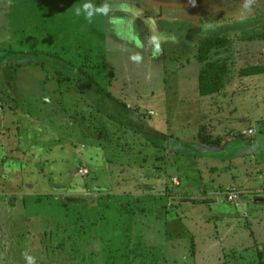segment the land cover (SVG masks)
Wrapping results in <instances>:
<instances>
[{
  "label": "rangeland",
  "instance_id": "obj_1",
  "mask_svg": "<svg viewBox=\"0 0 264 264\" xmlns=\"http://www.w3.org/2000/svg\"><path fill=\"white\" fill-rule=\"evenodd\" d=\"M259 32L264 0H0V264H264V172L229 203L231 177L219 189L193 157L220 122L264 161V75L238 74L264 65V40L245 39ZM217 36L232 72L202 97L197 48ZM36 52L105 73L168 149L112 127ZM111 197L144 211L112 225Z\"/></svg>",
  "mask_w": 264,
  "mask_h": 264
},
{
  "label": "trees",
  "instance_id": "obj_2",
  "mask_svg": "<svg viewBox=\"0 0 264 264\" xmlns=\"http://www.w3.org/2000/svg\"><path fill=\"white\" fill-rule=\"evenodd\" d=\"M246 40H264V32L247 35ZM232 46L231 38L227 36H217L203 39L197 48L196 60L200 65L198 71V93L202 97L213 96L221 93L227 86L232 72V61L229 57L223 55L230 52ZM38 60V65L45 68L47 65L46 57L55 59V72L58 74V82L66 85L68 90H74L82 97L90 98V107L94 109L97 114L102 115L109 124L117 126L120 130L131 131L134 136L139 137L143 146L159 147L163 150L168 149L171 136H167L154 129L152 126L144 122L143 116H137L136 112L128 105L127 102L117 98L110 91L112 88V81L108 84L104 83L105 73H100L95 67L87 66L86 64L78 67L72 66L70 71L59 68L58 56L52 53L36 52L31 54ZM41 59V60H40ZM238 74L241 77H252L257 75H264V65L262 64H248L242 67ZM135 113V115L133 114ZM118 131V130H117ZM201 132L199 139L202 140ZM205 142H211L210 137H204ZM210 139V140H209ZM121 140H117L120 143ZM197 154H193L196 156ZM169 189H167L168 191ZM231 193H227V197ZM118 199L110 198L105 202L109 208L111 224L115 225V219L121 218L128 222V225L134 223L136 217V207L134 204L121 203ZM134 203V202H132ZM123 206H120V205ZM87 208L85 205L78 207ZM105 208V207H104ZM139 212H143L144 208H138ZM105 214L99 215L98 221H102ZM96 221L95 223H97ZM193 243V242H192Z\"/></svg>",
  "mask_w": 264,
  "mask_h": 264
},
{
  "label": "crops",
  "instance_id": "obj_3",
  "mask_svg": "<svg viewBox=\"0 0 264 264\" xmlns=\"http://www.w3.org/2000/svg\"><path fill=\"white\" fill-rule=\"evenodd\" d=\"M1 122L2 119L0 118V125ZM219 124L220 122H217V128L219 129L217 134L215 133V135L212 137L209 136L211 138V142H205V139H202L199 142L201 143L199 145H201L200 147L202 151H198L199 153L193 157L197 159L199 158V161L206 159L208 161L211 160V162L209 163L207 160L204 161V164L202 163V165L205 167V171L207 173H209L208 171L211 172L210 174H212V177L210 181H212L213 184H216L217 186L219 185V189L229 188L228 186H230V184L221 179L222 175H229L231 177V187L229 188V190H236L234 192H238L240 199L245 194V192H243L242 190H245L246 186L250 190L249 192H258L261 187L259 188L255 187V185H251L250 180H252L256 174L261 175L262 172H264V161L258 160L255 152L257 149H259L262 141L256 142L253 140L243 139L242 137H237L236 135L231 136V134L227 133L233 134L235 126H233L234 128H227L228 130L226 128L222 130L221 128H219ZM220 129L222 131H220ZM213 130L215 129L213 128ZM247 135H251L249 134V130L247 132ZM255 142L256 148H254ZM214 177L218 179L217 181L219 182H215L216 180H214ZM220 180L222 181V183H220ZM210 188L211 192L212 187ZM215 194H217L216 191ZM256 203L261 208V204H264L262 195L256 197Z\"/></svg>",
  "mask_w": 264,
  "mask_h": 264
},
{
  "label": "built area",
  "instance_id": "obj_4",
  "mask_svg": "<svg viewBox=\"0 0 264 264\" xmlns=\"http://www.w3.org/2000/svg\"><path fill=\"white\" fill-rule=\"evenodd\" d=\"M249 134H253L252 131L249 132ZM239 194L238 193H231L228 195V202L233 203L239 200Z\"/></svg>",
  "mask_w": 264,
  "mask_h": 264
},
{
  "label": "flooded vegetation",
  "instance_id": "obj_5",
  "mask_svg": "<svg viewBox=\"0 0 264 264\" xmlns=\"http://www.w3.org/2000/svg\"><path fill=\"white\" fill-rule=\"evenodd\" d=\"M186 1H188V0H186ZM216 1H219V0H216ZM186 5H187V7L190 6L188 3H186Z\"/></svg>",
  "mask_w": 264,
  "mask_h": 264
}]
</instances>
